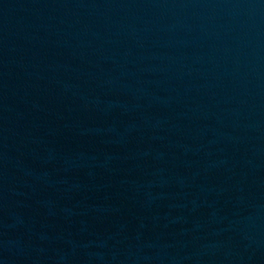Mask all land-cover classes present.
I'll list each match as a JSON object with an SVG mask.
<instances>
[{
    "label": "water",
    "instance_id": "1",
    "mask_svg": "<svg viewBox=\"0 0 264 264\" xmlns=\"http://www.w3.org/2000/svg\"><path fill=\"white\" fill-rule=\"evenodd\" d=\"M0 264H264V0H0Z\"/></svg>",
    "mask_w": 264,
    "mask_h": 264
}]
</instances>
